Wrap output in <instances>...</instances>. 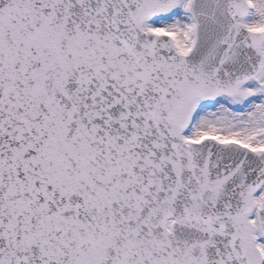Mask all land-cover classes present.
Returning a JSON list of instances; mask_svg holds the SVG:
<instances>
[{
	"label": "snow or ice",
	"instance_id": "obj_1",
	"mask_svg": "<svg viewBox=\"0 0 264 264\" xmlns=\"http://www.w3.org/2000/svg\"><path fill=\"white\" fill-rule=\"evenodd\" d=\"M0 264H264V0H0Z\"/></svg>",
	"mask_w": 264,
	"mask_h": 264
}]
</instances>
